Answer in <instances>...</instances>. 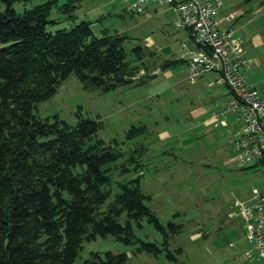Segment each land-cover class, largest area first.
Instances as JSON below:
<instances>
[{
  "label": "trees",
  "instance_id": "obj_1",
  "mask_svg": "<svg viewBox=\"0 0 264 264\" xmlns=\"http://www.w3.org/2000/svg\"><path fill=\"white\" fill-rule=\"evenodd\" d=\"M15 1L0 0V264H72L85 241L107 235L136 244L135 253L159 256L169 240L163 245L144 240L134 228H143L147 219L167 229L146 202L151 196L142 190L141 176L119 181L114 192L115 173L138 170L145 145L125 152L117 140L107 143L99 136L102 120L81 112L75 124L38 113V104L72 73L85 89L104 93L136 79L144 82L154 76L147 59L154 52L139 45L130 57L126 35L106 30L97 35L90 20L53 31L56 0L23 12ZM184 61L166 60L160 68ZM144 132L145 125H132L127 137ZM250 164H264V157ZM167 226L174 233L184 228ZM166 256L177 259L169 249ZM128 260L126 252L93 251L84 264Z\"/></svg>",
  "mask_w": 264,
  "mask_h": 264
},
{
  "label": "rangeland",
  "instance_id": "obj_2",
  "mask_svg": "<svg viewBox=\"0 0 264 264\" xmlns=\"http://www.w3.org/2000/svg\"><path fill=\"white\" fill-rule=\"evenodd\" d=\"M45 1L16 0L14 6L23 12ZM222 2L223 11L238 9L243 21H254L264 34V0ZM177 16L173 4L159 2H151L143 13L128 10L123 0H56L53 5L50 18L57 21L49 26L53 31L90 20L97 35L105 30L126 35L124 46L130 57L139 45L154 52L147 54L154 76L146 77L144 82L136 79L104 93L100 89H85L72 73L53 96L38 104V113L51 118L58 114L75 124L81 112L102 120L99 136L107 143L114 144L117 140L125 152L145 145V156L138 170L123 175L115 173L114 192L119 181L141 176L142 190L151 196L146 202L167 229L163 232L144 219L143 228L134 226L136 234L160 245L167 238V247L177 258L170 260L166 256L167 248L159 256L135 253L136 244L107 235L85 241L72 264H84L91 252L106 250L126 252L127 264L264 262L247 237L243 211L238 205L249 202L254 188L264 194V164L237 161L235 128L225 130L214 126V120L209 121L215 112L227 106L229 95L222 94V100L218 96L221 90L229 88L223 84L209 86L213 72L199 77L195 83L190 81L188 55L182 50L181 42L192 44L193 40L187 30L175 25ZM178 58L187 62L161 70L162 62ZM238 122L243 126V121ZM142 124L146 132L129 139V128ZM170 222L183 224L182 232L174 233L167 226ZM179 247L181 252L176 251Z\"/></svg>",
  "mask_w": 264,
  "mask_h": 264
},
{
  "label": "built area",
  "instance_id": "obj_3",
  "mask_svg": "<svg viewBox=\"0 0 264 264\" xmlns=\"http://www.w3.org/2000/svg\"><path fill=\"white\" fill-rule=\"evenodd\" d=\"M128 10L143 13L151 2L173 4L178 16L175 25L187 30L192 44L181 42L188 55L189 79L194 83L199 77L213 72L216 78L208 82L226 85L230 98L225 109L213 114L214 126L218 119L229 112L243 121L234 140L240 163H253L264 157V90L249 82L241 66L252 63L244 57L241 40L233 29L221 26L219 13L222 0H123ZM233 15L228 17L229 20ZM246 222V233L261 258L264 259V194L257 188L249 202H238ZM264 264V262L262 263Z\"/></svg>",
  "mask_w": 264,
  "mask_h": 264
},
{
  "label": "crops",
  "instance_id": "obj_4",
  "mask_svg": "<svg viewBox=\"0 0 264 264\" xmlns=\"http://www.w3.org/2000/svg\"><path fill=\"white\" fill-rule=\"evenodd\" d=\"M150 4L148 5V7L144 12L148 10ZM223 10L224 8L222 7L219 13L221 26L224 28L233 29L235 36L241 40L242 46L244 48V57L246 58V60L252 61V63H246L242 65L240 67L241 72L246 75L249 82L256 83L261 90H264V75H263L264 63H262L264 61V50L262 49L264 42V34L262 32H259L260 28L257 27V24L254 21L247 19L246 21H243V16L238 9H234L228 12ZM230 15H233V18L231 20L228 19ZM248 21L249 22L251 21L250 23L252 27H250ZM187 66H188V62H187ZM215 78H216V74H214L213 77H210L209 81L212 79L214 80ZM215 84L220 85V83H215ZM222 94L224 95L228 94L230 98L229 90L227 89L221 90L218 96L219 100L223 99L221 97ZM229 98L227 99V101L229 100ZM227 101L225 102V104L227 103ZM219 118H220L218 119L219 124L217 126L218 128L222 127L225 130H228L229 128L233 130V128H235L234 130L235 133L238 129L242 128V124L238 122V120L236 119V115H234V113L223 115L222 117ZM209 121H213V118H210Z\"/></svg>",
  "mask_w": 264,
  "mask_h": 264
}]
</instances>
